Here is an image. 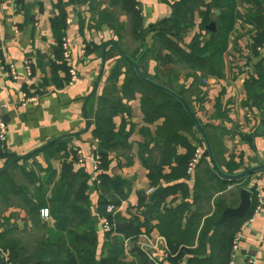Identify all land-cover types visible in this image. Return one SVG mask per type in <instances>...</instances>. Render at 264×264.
<instances>
[{
	"label": "crops",
	"instance_id": "crops-1",
	"mask_svg": "<svg viewBox=\"0 0 264 264\" xmlns=\"http://www.w3.org/2000/svg\"><path fill=\"white\" fill-rule=\"evenodd\" d=\"M162 1L165 2L139 0L146 28H156L171 16L172 10L168 2L172 0H166L167 8ZM247 8L246 0H239L240 12L246 14ZM62 16L67 18L66 39L70 45L71 64L81 76V80L72 85L68 82L70 75L67 72L53 67L57 62L58 52L53 21ZM197 20L200 25L199 13L195 15V21ZM131 25L130 15L121 6H114L108 0H99L95 11L89 5L79 4L74 0H0V57L6 66L14 65L17 74V78L13 79L0 68V107L6 106L1 111V116L8 127L4 145L6 151L11 156H24L53 140L63 138L34 156L37 159L35 163L45 170L44 175L50 176V182L43 190L47 206L41 208L34 220L28 216V210L21 201L16 202V206H5L0 209V233L11 231L21 239L19 234L25 229L33 235L39 229V239L49 247L48 244L51 243L45 235V229L49 227L62 231L64 237L53 242L57 245L49 248L50 256L45 258L49 264H102L103 261L112 264L116 260L118 264L173 263L166 239L150 219L147 223L141 217V221L146 224L142 228L143 234L136 242L124 240L122 233L133 215L145 212L146 209L138 210L140 201L147 198L149 203L151 195L148 192L153 187L141 155L146 145L154 147L150 142L163 123L146 122L140 93L134 94L132 98L123 95L124 74L120 76L116 86L119 97L124 98L122 102L130 109V115L115 117L114 123L117 127L125 124L130 137L127 149L117 147L110 152L111 166L107 174L112 178L113 188L107 190L105 196L118 201L116 192L121 190L127 195V199L115 207L113 215L117 220L110 229L105 227V218L99 214L101 192L96 180L99 175L93 172L96 154L93 118L99 107L97 97L111 85L108 78L121 58L110 43H115L130 57L133 56L122 47L118 36V32L120 34L122 30L130 29ZM154 33L146 37L149 47H152ZM194 36L196 35L186 37L184 44L189 45ZM255 36L256 31L244 19L237 22L226 55L225 69L220 76H209L205 81L206 92L214 98L210 121L204 124L192 108L205 126L217 161L226 172L234 168L237 170L235 173H238L264 162V46L262 50L253 51ZM105 44L108 46L103 80L96 99L88 104L92 126L87 133H82L86 129L84 104L98 80L102 65L101 51ZM233 46L238 47L242 53L236 54ZM229 54L232 55L230 58ZM26 62L30 64V71L26 68ZM125 71L124 69L123 72ZM249 83L251 86L248 88ZM23 92L41 94L40 101L22 107L19 100ZM191 142L195 144L192 140ZM185 153L184 148H178L179 155ZM24 161L27 160L17 164L21 162L23 165ZM7 164L8 160L0 159V170ZM64 165L67 169L70 167L75 174L70 177L75 180V189L81 179L88 180V205H74L70 202L75 199L74 195L68 202L70 208L62 205L56 187L61 180ZM210 165L208 159H202L188 182L190 190L195 186V178L203 179L209 184L207 172ZM116 178H119L120 183L115 181ZM208 186L214 187L211 188L210 202L199 203L197 206L192 203V197L187 199L192 204V213L197 212L199 207L207 218L215 211V205L222 201H226L231 208L239 206L238 185L229 186L222 192L217 184L210 183ZM242 188L257 189L260 209L258 212L256 209L241 228L243 239L236 264H264V176L254 175L247 181V186ZM191 194L193 196V192ZM62 199L64 200V196ZM185 201L181 194L171 196L160 209L172 210ZM45 209L49 210L48 218L41 216ZM192 213L185 214L184 225L192 217ZM117 224L123 225L124 229L118 230ZM39 239L32 242L33 246ZM197 244L196 241V246ZM144 245L148 246L146 251L143 250ZM86 256L89 258L87 261L84 260ZM188 262L186 256L177 264ZM0 264H5L1 251Z\"/></svg>",
	"mask_w": 264,
	"mask_h": 264
},
{
	"label": "trees",
	"instance_id": "trees-1",
	"mask_svg": "<svg viewBox=\"0 0 264 264\" xmlns=\"http://www.w3.org/2000/svg\"><path fill=\"white\" fill-rule=\"evenodd\" d=\"M74 1L79 4H87L92 11H95L99 0ZM108 1L114 6H121L131 17V30L141 42V48L132 56L133 59L141 56L144 37L155 32L152 47L147 48L146 54L140 60V68L154 80L177 92L186 100L192 111L193 109L185 97L186 91L184 89L177 90V87L172 83V76L177 74L176 78H178L180 68V70L189 72L186 74V79L198 75L199 78L203 79L209 76H220L226 67V55L231 46L232 34L236 29L237 22L242 19L256 31L253 51L256 52L258 48L264 46V0H246L249 7L246 14H243L238 9L239 0H172L168 2L172 14L162 22L159 30L144 26L143 13L140 10L139 2L136 0ZM217 10L221 14L218 16L216 31L211 32L207 29V26L211 24ZM196 13H199L200 16L201 32L193 38L189 45L184 47L181 44L182 37L186 32L194 28ZM53 29L58 42L57 62L53 67L67 72L69 76V66L63 59L62 51L63 39L66 37L67 18L62 16L54 20ZM112 48L115 50L114 47ZM152 53L157 55L156 61L158 64L154 75L149 74L145 65V61ZM166 67H169V73L163 76H169L170 81H166L160 74L164 73ZM124 69L126 70L125 72H123ZM124 73H126V76L123 95L132 98L134 94L140 93L142 95L141 103L146 122L154 124L158 121H163L156 136L150 142L154 147L149 148V145H146L141 159L148 170V178L152 187L155 189L163 188V193L154 203L149 219L152 223H155L154 226L158 232L166 239L170 256H172L170 257L172 258V264L183 261L186 256H188L189 261L187 264H230L233 240L245 221L260 206L259 192L256 188L250 190L252 205L244 219L233 218L220 227H216V222L220 219L225 209L229 207L226 201L217 203L212 215L205 218L206 215L200 211L199 207L197 212L192 213V204L187 199L192 197V203L197 206L199 203L210 202L212 199L210 193L214 188L208 186L210 183L217 184L221 192L233 185H238L240 190L243 186H247V181L253 176L235 181L224 180L214 172L210 165V170L207 172L209 184L203 179L195 178V186L190 190L188 182L191 180V175L188 173V168L196 149L198 147L204 149L202 139L199 138V133L195 130L191 118L183 107L162 90L140 81L131 64L124 58H120V62L110 73L108 81L111 85L107 86L103 93L97 97L99 107L93 118L95 126L93 136L99 141L98 153L102 159L101 173L98 176L99 183H97V187L101 192L99 201L100 216L107 219L110 225L113 226L117 219L113 213L107 212V207H117L122 201L127 199V195L121 190L116 192L118 201L105 196L107 190L113 188L112 178L107 174L111 166L110 152L117 147L127 149L130 137L125 124L117 127L114 123L115 117L130 115V109L122 102L124 98L119 97V91L116 86L120 76ZM69 80L70 78H68V82ZM250 86L251 83L248 84V88ZM208 137L210 139L209 134ZM191 140L195 144H192ZM196 143L198 144L196 145ZM4 145L0 142V159H6L9 163L12 156L6 151ZM179 147L186 150L184 155L178 154ZM44 149L47 150L48 148ZM39 153L40 151L25 160L31 159ZM202 159L206 161L208 159L205 151ZM236 171V169L231 168L228 173L233 174ZM71 176H75L72 173V169L70 167L67 169V166L64 165L61 180L56 187V192L62 200V205L70 208L68 202L73 195L75 199L70 202L74 203V205L76 203L88 205V191L90 189L88 180L85 178L81 179L78 188L75 189V180H71ZM43 190L40 189L38 191L37 198L31 197L27 193L16 192L8 172L0 174V197L6 203L10 201L11 197H20L21 202L28 210V216L32 220L36 219L38 214H40L41 208L46 207L48 204ZM191 192H193V196ZM178 194H181L186 199L182 205L172 210L167 208L165 210L160 209L167 198ZM63 196L64 200L62 199ZM52 203H55V201ZM147 205V198H143L139 203L138 210L144 211ZM186 213H192V217L187 219V223L184 225ZM141 217L137 213L126 223V228L122 232L125 236L124 240L136 242L143 234L142 228L146 223L141 221ZM45 235L51 243L48 244L49 247L39 239L37 244L30 248L29 245L26 246L23 243L22 239L17 238L13 232H3L0 233V249L10 253V261L13 264H49L45 259L50 256L49 248L55 247L57 244H53V242L60 241L64 237V233L48 227L45 229ZM196 241L198 243L197 246ZM88 259L87 256L84 258L86 261ZM102 264L111 263L103 261ZM112 264H118V261H113Z\"/></svg>",
	"mask_w": 264,
	"mask_h": 264
},
{
	"label": "water",
	"instance_id": "water-1",
	"mask_svg": "<svg viewBox=\"0 0 264 264\" xmlns=\"http://www.w3.org/2000/svg\"><path fill=\"white\" fill-rule=\"evenodd\" d=\"M221 14V12L219 10H217L215 12V17L212 20L211 24L209 26H207V29L211 32H215L216 31V23L218 20V16ZM161 29V25L156 27V30ZM115 51L117 52V54L121 57L124 58L126 61H128L131 66L133 67V70L137 76V78L140 81L146 82L160 90H162L163 92H165L166 94H168L171 98H173L175 101H177L185 110V112L188 114V116L191 118L195 130L199 133L202 142H203V146H204V151L207 155L208 161L211 164V167L213 168L214 172L222 179L224 180H229V181H235V180H240L249 176H254V175H258L261 174L264 176V162H262L261 165L249 168L247 170L238 172V173H233L230 174L226 171H224L221 166L219 165L216 156H215V152L212 146V143L208 137V134L204 128V126L202 125V123L198 120V118L196 117V115L193 113V111L191 110V108L189 107L188 103L186 102V100L181 97L177 92L173 91L172 89L166 87L164 84L154 80L151 76H149L147 73L143 72L142 69L140 68V60L142 59V57L146 54L147 51V42H146V37H144L143 40V50H142V54L139 58L137 59H133L132 57H130L127 53H125L118 45H116L115 43H110ZM108 44L103 45L102 51H101V56H102V65H101V70H100V74L98 76V80L96 82V85L93 89V91L91 92L90 96L86 99L85 104H84V118L86 120V129L84 132L82 133H87L91 126H92V122L90 119V114L88 111V104L89 102L94 99L99 91V87L102 83L103 80V75H104V69L106 67V63H107V58H106V48H107ZM63 138H58L56 140L51 141L49 144L45 145L42 148H39L33 152H30L24 156H12L11 160L9 161V163L0 170V174L5 173L6 171H8L14 164L18 163L19 161L25 160L26 158H29L30 156L34 155L36 152L38 151H42L44 148H48L49 146L59 142L60 140H62ZM115 181L117 183H120L119 178H116ZM163 193V188H158L149 198V203L147 205V208L145 210L144 213H140V216L145 218V222L149 223V217L150 214L152 212L154 203L157 201V199L159 198V196ZM251 205H252V194L250 192V190L246 189V188H241L240 189V203L239 206L236 208H226L225 211L222 213L220 219L216 222V227H220L225 225L229 220L233 219V218H237V219H244L250 209H251ZM118 230H122L124 229V226L121 224H117L116 225Z\"/></svg>",
	"mask_w": 264,
	"mask_h": 264
},
{
	"label": "rangeland",
	"instance_id": "rangeland-1",
	"mask_svg": "<svg viewBox=\"0 0 264 264\" xmlns=\"http://www.w3.org/2000/svg\"><path fill=\"white\" fill-rule=\"evenodd\" d=\"M166 2V3H165ZM162 1L164 6L167 8V1L165 0ZM201 32L200 25H199V20L195 21L194 28L189 30L188 32L185 33V35L182 37V42L181 44L185 47L187 46L184 44V41L186 40V37L191 38L194 34L197 35ZM155 35V33H154ZM153 35V36H154ZM118 36L120 37V43L122 47L127 49L129 52L134 55L140 48H141V42L138 40V37L133 34L131 28L127 30H122ZM195 37V36H194ZM193 37V38H194ZM193 40V39H192ZM147 48H151L147 45ZM234 52L239 55V53H242V51L238 48L233 46L232 47ZM232 55L229 54V58ZM157 55L155 53L150 54V56L147 58L145 61V65L150 73H154L156 67H157V61H156ZM181 69V68H180ZM179 69V74L178 78H176V75H173V81L172 83L177 87V90H182L184 89L186 91L185 97L189 101L190 105L192 108L195 110L196 114L198 117L203 121V123H207L210 121L211 117V111L213 110L214 106V98L211 97L209 92H206V78H199L198 76H192L190 79H186V74L189 72L187 70H180ZM164 73L162 74V78H164L166 81L169 80L168 77H164L163 75H167L169 72V67H166L164 69ZM163 71V70H162ZM161 71V72H162ZM193 74V73H192ZM126 76V73H124ZM216 108V107H215ZM34 160V161H33ZM36 157L32 159H28L27 161L22 163L20 162L19 164H15L8 170V176L10 180L12 181L14 187L16 188V192H23L27 193L29 196H33L35 198L36 195L38 194L37 191L40 189H45L47 184L50 182V176L49 175H44L45 170L42 168V166L38 165V163H35ZM36 164V165H34ZM49 179V180H48ZM18 190V191H17ZM21 199L20 197H11L10 201L6 203L2 197H0V209L2 210L5 206H16V202H20ZM26 221V219L24 220ZM29 228V226H28ZM40 231L39 229H36L35 235L32 234L28 229H25L22 231L21 234H19L20 238L24 241V244L26 246H30V248L33 246L32 242L34 240L39 239L41 232L38 234L37 232ZM234 241V240H233Z\"/></svg>",
	"mask_w": 264,
	"mask_h": 264
},
{
	"label": "built area",
	"instance_id": "built-area-1",
	"mask_svg": "<svg viewBox=\"0 0 264 264\" xmlns=\"http://www.w3.org/2000/svg\"><path fill=\"white\" fill-rule=\"evenodd\" d=\"M137 2H139V0H136ZM259 50H262V47L258 48ZM62 51H63V59L64 61L68 64L69 66V75H70V80H69V84L72 85L76 82H79L81 80V76L79 75L78 71L72 66L71 64V50H70V45L68 40L66 39V37L63 39V43H62ZM0 68L6 72L7 75L11 76L13 79L17 78V74H16V70H15V66L11 65V66H6L5 63L2 61L1 57H0ZM26 68L27 70H31L30 64L28 62H26ZM29 75L31 76V72H29ZM41 98V94L38 93H29V92H23L20 100H19V104L22 107H25L29 104H35L38 103L40 101ZM6 106L2 105L0 107V142L2 144H5L7 141V137H8V127L7 124L3 121L2 116H1V111L3 109H5ZM95 145H96V154L94 156V162H93V172L96 175H99L101 173V164H102V159L101 156L98 153V145H99V141L95 140ZM204 155V149H202V147H198L196 149V152L194 154L193 159L191 160L190 164H189V168H188V173L190 175H193L198 164L202 161ZM80 156V153H79ZM97 183H99L98 181V176L96 177ZM156 191L155 188H151L148 192L149 195H152L154 192ZM260 199V198H259ZM260 209V206L257 208V212ZM116 210V208L114 206H108L107 207V212L108 213H114ZM41 216L43 218H48L49 217V210H42L41 212ZM104 224L105 227L107 229H110V223L107 219L104 220ZM243 239V233L242 230H240L233 241V247H232V253H231V260H230V264H236L237 263V259L238 256L241 253V242ZM147 245L143 246V250L146 251L147 250ZM2 255L4 256V261L5 264H13L10 261V253L8 251H4L1 250ZM250 263H252V261H250Z\"/></svg>",
	"mask_w": 264,
	"mask_h": 264
}]
</instances>
